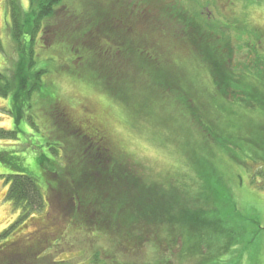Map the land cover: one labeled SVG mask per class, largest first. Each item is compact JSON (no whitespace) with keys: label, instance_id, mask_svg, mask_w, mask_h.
Returning <instances> with one entry per match:
<instances>
[{"label":"trees","instance_id":"trees-1","mask_svg":"<svg viewBox=\"0 0 264 264\" xmlns=\"http://www.w3.org/2000/svg\"><path fill=\"white\" fill-rule=\"evenodd\" d=\"M62 1L29 0L30 10L23 12L18 0H5L19 63L11 83L0 71V98L9 100L16 129L0 127V142L19 141L22 125L28 130L38 127L26 113L34 92L40 94L47 139L38 147L32 166L40 183L20 157L23 150L17 146L0 150V163L15 171L9 177L7 198L20 210L18 219L0 234V264H173L177 237L182 238L185 253L194 255L208 239L207 215L198 226L187 217L174 218L173 201L180 207L181 188L141 174L140 162L123 144L114 143L106 130L100 134L98 128L91 131L87 123L77 122L65 109L59 87L47 82V76L90 84L139 117L152 116L157 107L173 103L195 123L211 154L213 146L230 156L232 148L227 146L238 145L242 150L232 152L231 159L248 163L252 159L248 151L264 161V122L247 118L246 133L233 135L231 127L239 130L235 120L226 118L228 130L222 118L237 112L219 103L229 100L232 90L242 99L236 106L249 105L255 120L259 114L264 117V73L241 74L233 69L224 35H214L208 17L189 12L176 0H85L89 10L84 8L77 17L67 13L60 28L49 26L56 43L62 44L58 57L66 55V60L60 58L53 70L45 66L35 71V46L43 22L57 17L55 8ZM0 51H5L1 39ZM257 61L264 72L262 59ZM201 73L210 81H202ZM197 77L202 80L196 82ZM24 129L23 139L29 132ZM208 161L203 160V168L213 169ZM206 172L199 173L202 184L211 190L214 178ZM259 174L264 178V170ZM216 183L223 185L221 176ZM166 225L174 238L165 236ZM150 242L156 243V256L145 259ZM167 250L173 253L165 258Z\"/></svg>","mask_w":264,"mask_h":264},{"label":"rangeland","instance_id":"rangeland-1","mask_svg":"<svg viewBox=\"0 0 264 264\" xmlns=\"http://www.w3.org/2000/svg\"><path fill=\"white\" fill-rule=\"evenodd\" d=\"M18 1L23 12L30 10L29 0ZM128 1L135 2V0ZM176 1L189 12L203 13L210 19L209 22H212L213 34L218 37L224 35L221 37L229 44L233 69H238L241 74L246 73L244 72L246 70H249L248 73H256V70L261 74L264 73L262 64L257 61V58H261L264 63V0ZM156 2L158 1H149V3ZM84 8L85 0H63L55 8L59 10L57 17L43 22L44 31L50 29V32L42 31L38 35L35 46L38 64L34 67L35 71L45 66H49L46 67L48 70H53L62 62L60 58L66 60V55L61 54L62 57H58L62 44L56 43L53 29L49 26L52 23L53 28L55 25L60 28V22L68 16L67 13L77 17L84 13ZM86 8L89 10L90 7ZM9 27L10 15L6 2L0 0V39L5 50L3 53L0 51V71L11 83L18 68L19 49L16 50L11 40ZM48 57L52 58V61L47 62ZM185 62L188 64L187 61ZM192 71L197 72L196 69ZM201 75L203 80L197 77L196 82L210 81L208 77L205 78V74L201 73ZM42 77L44 81H47L44 75ZM47 78V82L55 83L59 87L57 92L65 102V109L77 122L87 123L88 130L91 131H94L93 126L98 128L100 134H102L101 130H106L114 143L117 141V144H123L126 148L124 150L133 156L134 161L140 162L141 168L139 167L138 171L141 174L148 178L152 177L167 186L181 188L179 194L181 208L173 201L175 210L172 211V216L174 218L187 217L190 222H196L198 226L200 221L205 222L207 215V224L210 225L204 229V232L208 230L206 242L200 247L199 252L194 255L186 254V249L182 246V238L177 237L175 254L172 256L173 264H264V178L259 174L264 170V161L261 155H257L255 151H248L251 152L252 158L248 159V163L242 160L233 161L231 158H235V154L231 153L240 151L241 148L238 145L227 146L229 150L232 148L230 156L212 146V155L210 150L205 148V143L200 140L201 136L195 128V123L186 119L180 110L172 106L173 103L169 107H157L153 110L152 116L149 114L139 117L140 114L136 111L116 103L105 94L98 93L90 84L77 82L75 85L55 74H48ZM39 95L38 92H34L29 101L31 106L26 110L29 116L34 117L33 120L38 127L34 126V130H28L22 125L24 130L29 131L28 136H24L23 139L21 136L23 129L20 128L19 141L0 142V150H11L16 146L19 150H23L19 154L20 157L23 158L24 164L30 167L31 176L40 183L37 179L38 173L35 172L34 167L32 168L39 151L38 147L43 146L47 139L44 115L40 111ZM240 98L231 90L229 100L219 103L226 107L232 106V110L237 112L231 115L224 114L222 118L223 122L228 117L235 120L239 130L231 127L228 122L224 123L228 130L231 127L230 132L233 135L246 133L244 127L249 121H246L247 118H251L253 122H264V117L261 116L263 114L259 113L260 119L255 120L256 115L253 114L254 111L250 112L249 105L243 108L236 106ZM9 103V100L0 98V127L11 131L16 129H14L12 116L8 112ZM215 106L220 108L218 105ZM203 160H209V166L215 169L218 175L213 169L203 168L205 164ZM204 170H207L205 175L211 173L209 176L214 178L211 190L206 189L202 184L199 172ZM14 174L13 169L0 163V234L20 215V210L7 198L11 186L9 177ZM220 176L223 179L222 186L216 183V179ZM42 186L41 190L47 204L46 189L44 185ZM217 189H219L218 192ZM182 209L187 213H184ZM165 228V236L167 237L168 233L170 239L174 238L172 232L168 231L167 225ZM155 245L156 243L150 242L146 246L145 259L156 256ZM164 253L166 258L173 252L167 250Z\"/></svg>","mask_w":264,"mask_h":264},{"label":"flooded vegetation","instance_id":"flooded-vegetation-1","mask_svg":"<svg viewBox=\"0 0 264 264\" xmlns=\"http://www.w3.org/2000/svg\"><path fill=\"white\" fill-rule=\"evenodd\" d=\"M44 32V31H43Z\"/></svg>","mask_w":264,"mask_h":264}]
</instances>
